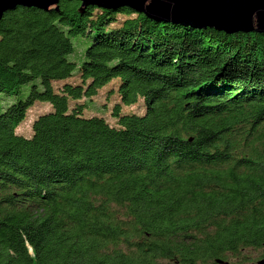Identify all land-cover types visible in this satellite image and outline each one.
<instances>
[{
  "label": "trees",
  "instance_id": "trees-1",
  "mask_svg": "<svg viewBox=\"0 0 264 264\" xmlns=\"http://www.w3.org/2000/svg\"><path fill=\"white\" fill-rule=\"evenodd\" d=\"M116 80L117 124L86 115ZM263 260L264 33L77 0L3 16L0 264Z\"/></svg>",
  "mask_w": 264,
  "mask_h": 264
},
{
  "label": "water",
  "instance_id": "water-1",
  "mask_svg": "<svg viewBox=\"0 0 264 264\" xmlns=\"http://www.w3.org/2000/svg\"><path fill=\"white\" fill-rule=\"evenodd\" d=\"M62 0H0V20L18 8L58 11ZM105 10L128 7L157 22L215 28L227 34L264 33V0H77ZM228 264V263H224ZM258 264H264V260Z\"/></svg>",
  "mask_w": 264,
  "mask_h": 264
},
{
  "label": "rangeland",
  "instance_id": "rangeland-1",
  "mask_svg": "<svg viewBox=\"0 0 264 264\" xmlns=\"http://www.w3.org/2000/svg\"><path fill=\"white\" fill-rule=\"evenodd\" d=\"M125 16L120 15L119 20L124 19ZM80 38H73V41L76 43ZM73 81H79L78 78H75ZM119 81H113L108 86L104 87L99 91L98 95L93 99L97 104V107L100 108V111L86 112V115H99L104 117L111 125H116L117 121L113 117V110L117 104H120L121 100L118 96V87ZM61 83L56 84V87H59ZM52 110V107L47 103H36L27 113L25 121L18 127L17 134L24 137L30 138L33 134L32 126L34 120L41 114L47 113ZM146 112V106L143 100H140L137 104L133 106H122L123 114H138L144 115ZM260 253L257 252V256Z\"/></svg>",
  "mask_w": 264,
  "mask_h": 264
}]
</instances>
